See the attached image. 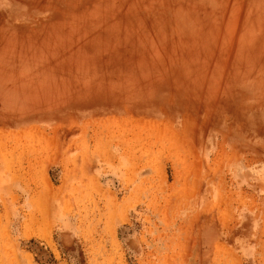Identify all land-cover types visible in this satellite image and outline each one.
Segmentation results:
<instances>
[{"label":"rangeland","instance_id":"rangeland-1","mask_svg":"<svg viewBox=\"0 0 264 264\" xmlns=\"http://www.w3.org/2000/svg\"><path fill=\"white\" fill-rule=\"evenodd\" d=\"M0 264H264V0H0Z\"/></svg>","mask_w":264,"mask_h":264}]
</instances>
